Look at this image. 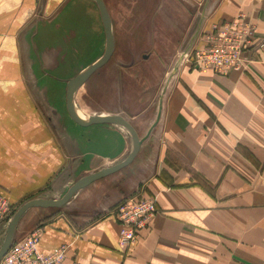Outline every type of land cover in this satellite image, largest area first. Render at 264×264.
<instances>
[{"label": "crops", "instance_id": "0c3cea01", "mask_svg": "<svg viewBox=\"0 0 264 264\" xmlns=\"http://www.w3.org/2000/svg\"><path fill=\"white\" fill-rule=\"evenodd\" d=\"M187 1L194 6L174 11L157 0L154 9L170 32H187L180 52L201 48L213 24L243 14L258 38L247 66L221 76L186 62L176 69L175 58L146 119L120 115L142 139L132 163L78 191L66 214L29 209L15 240L40 228L38 250L65 247L64 264H264V0ZM125 2L133 18L115 8L116 30L129 38L126 52L136 63L139 0ZM175 13L194 14L193 23L177 22ZM119 32L116 40L112 32L114 49L124 45ZM105 49L94 0H0V195L15 212L34 199H56L69 184L64 195L130 152L119 126L82 127L66 111L69 81ZM140 195L155 197L158 214L124 249L114 212ZM7 224L0 223V247Z\"/></svg>", "mask_w": 264, "mask_h": 264}, {"label": "rangeland", "instance_id": "374dc122", "mask_svg": "<svg viewBox=\"0 0 264 264\" xmlns=\"http://www.w3.org/2000/svg\"><path fill=\"white\" fill-rule=\"evenodd\" d=\"M104 1L112 21V32L116 40L115 34L119 32V27L116 30L118 21L116 20L117 14L115 8L119 6L123 7L126 16L119 15V17H123L124 19L127 17L130 22L133 15L127 13H131V6L129 3H126L125 0ZM152 1L154 0H139L137 4V9L139 11L137 21L141 26L139 31V48L137 51L138 61L134 63V58H132V61L130 53L126 52V47L130 40L120 31L119 34L123 37V47L121 48L117 42L108 63L92 75L74 96V106L78 108L80 113L90 116L93 114L105 115L120 113L118 115H124L131 122L132 116L130 117V115H137L138 113L144 114V110L147 109V107L148 109L152 108L151 105H154L153 108H155L161 91L169 84V82H167V78L170 76L169 68L173 65L172 61L177 57L179 58L182 53L180 49L187 32H184L179 27L172 32H170L168 28L166 29L164 27L166 26L164 23V16L161 14L159 15L158 11H154L157 0H155L154 3ZM160 2L165 8L168 7L174 11L177 9L179 11V8L186 7V5L194 6L187 0H160ZM150 6L153 7L150 8ZM190 9H192V7ZM178 14L179 13H175L173 15L177 22L181 19V22L193 23L194 14ZM191 33L192 32H190V35ZM152 34L154 38L150 39L149 35ZM121 51L124 53V58L120 57ZM100 54L101 51L96 55L99 56ZM148 116L150 117V115ZM146 117L147 115L144 114L143 119H146ZM134 123L136 124V121H134ZM67 186H69V184L64 187L67 188ZM64 187L61 191L58 190L54 193L56 199L62 197L66 190ZM67 205L60 208L46 209L45 212H49L48 214H66Z\"/></svg>", "mask_w": 264, "mask_h": 264}, {"label": "built area", "instance_id": "2783aa9c", "mask_svg": "<svg viewBox=\"0 0 264 264\" xmlns=\"http://www.w3.org/2000/svg\"><path fill=\"white\" fill-rule=\"evenodd\" d=\"M256 31V26L246 20L243 14L233 20L213 24L202 34L203 46L181 53L177 64L179 66L186 62L195 70L212 71L221 76L243 71L249 62L246 54L254 53L253 48L258 40ZM258 49H264V40H261ZM157 214L155 197L140 195L121 202L114 212L120 227L119 246L124 249L132 246L140 231ZM11 217V205L0 195V223L9 222ZM41 232L40 228H36L22 239H14L0 264H64L65 247L51 254H43L38 250Z\"/></svg>", "mask_w": 264, "mask_h": 264}, {"label": "water", "instance_id": "95a60500", "mask_svg": "<svg viewBox=\"0 0 264 264\" xmlns=\"http://www.w3.org/2000/svg\"><path fill=\"white\" fill-rule=\"evenodd\" d=\"M94 2L98 8L100 20L104 31L105 43H106L105 53L99 60L91 64L82 73H80L78 76H76L75 78L69 81L66 91V111L70 119L74 123L82 127H90L94 125H108V126H119L124 128L131 141V150L126 156V158L123 159L121 162L114 164L113 166L110 167L102 168L97 172L85 175L80 179H78L67 189L65 194L60 199H34L23 204L20 208H18L16 212L12 215L11 219L9 220L6 226L4 239L0 247V261L7 253V251L9 250L10 246L13 243L14 231L16 229L17 224L19 223L22 216L29 209L32 208L48 209V208L63 207L70 201V199L78 191L88 187L94 182H97L103 178L113 175L119 172L120 170H122L123 168L129 166L136 157L140 149L142 139L139 138L133 126L124 117L120 115L94 114L92 116H89L87 120H84L78 115L77 111L79 112V110L76 106H74L73 103V98L75 93L83 85H85V83L91 78V76L97 70L101 69L105 64L108 63L114 51V39L112 34L111 19L108 10L106 8V5L103 0H94ZM177 68H178V64L176 66V69ZM173 74L174 72L172 73V75ZM158 118L159 116L157 117V120Z\"/></svg>", "mask_w": 264, "mask_h": 264}, {"label": "bare ground", "instance_id": "6f19581e", "mask_svg": "<svg viewBox=\"0 0 264 264\" xmlns=\"http://www.w3.org/2000/svg\"><path fill=\"white\" fill-rule=\"evenodd\" d=\"M77 113H78V115L82 118V119H84V120H87L88 119V117L90 116V115H87V114H83V113H80V112H78L77 111ZM121 130H124V132H125V134H126V131H125V129L123 128L122 129V127H119Z\"/></svg>", "mask_w": 264, "mask_h": 264}, {"label": "trees", "instance_id": "16d2710c", "mask_svg": "<svg viewBox=\"0 0 264 264\" xmlns=\"http://www.w3.org/2000/svg\"><path fill=\"white\" fill-rule=\"evenodd\" d=\"M111 19V18H110Z\"/></svg>", "mask_w": 264, "mask_h": 264}]
</instances>
